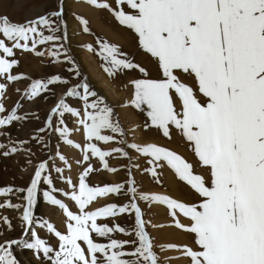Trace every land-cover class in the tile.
<instances>
[{
  "label": "snow or ice",
  "instance_id": "snow-or-ice-1",
  "mask_svg": "<svg viewBox=\"0 0 264 264\" xmlns=\"http://www.w3.org/2000/svg\"><path fill=\"white\" fill-rule=\"evenodd\" d=\"M85 2L110 11L120 25L138 35L139 46L158 61L162 79L131 81L134 98L130 104L137 110H146L150 120L146 127L162 130L169 139L170 125L181 130L193 145L201 165L210 169L211 181L208 186L201 175L194 174L193 166L177 153L155 144L130 145L137 152L151 157L148 163L153 167L146 171L157 181V169L163 166L161 162L166 163L179 180L203 198L199 204L189 205L167 195H139V200L150 205L157 203L166 206L175 220L174 226L195 234V243L200 250L177 245L163 247L182 251L183 256L190 258L191 264H264V0H115L118 10L111 8L107 0ZM123 6L133 11L126 12ZM63 15L61 2L59 10L25 23H12L7 17L0 18V33L13 42L7 46L5 40L0 39V51L5 54L0 56V76L13 82L26 78L10 74L19 63L15 58H6L14 57V49L43 57L45 51H37V47L50 43L52 47L48 54L54 61L59 62L61 54L67 56L64 44L60 43L62 38L67 37L57 34L62 33ZM77 19L83 31L89 33V22L82 17ZM45 31L49 34H45ZM97 44V55L111 79L134 69L144 76L148 75L117 45L99 38ZM86 47L94 50L90 44ZM68 62H72L70 57ZM70 71L80 75L78 68ZM177 71L195 77L199 93L207 98L206 103H201L194 89L180 81ZM56 83L66 84L68 81L59 75L48 78L46 82L34 80L27 91L28 99L39 97L42 92L49 91V85ZM78 89H83V93ZM5 90L6 85L0 83V96ZM173 93L182 103L181 111L176 109ZM66 95L83 101L84 113L79 123L89 141L83 159L88 161L90 155L98 157L106 170L117 171L109 167L106 159L112 156V151H104L93 142H112L114 135L106 132L124 135L113 107L86 80L68 89ZM4 112L5 107L0 103V113ZM66 113L81 117L79 110L61 99L47 118L48 128H53V116L63 118ZM23 119L25 117L18 115L14 108L9 115L0 117V127ZM59 123L63 125L64 120L61 119ZM55 131L59 132L66 144L73 145L67 127H57ZM25 143L19 142L20 147H10L3 155L23 150ZM73 146L80 147L79 144ZM4 147L0 144V148ZM113 151L128 155L122 148ZM59 159L65 160V157L59 155ZM48 169L47 161L36 165L34 177L26 189L0 188V196L5 197L14 191H26L23 197L26 205L12 204L11 201L0 204V207L13 209L23 207L20 219L25 233L35 223L33 209L38 186L42 180L48 186L53 185L50 175H42ZM92 171L89 165L79 178L78 188L71 180L67 181L72 185L70 198L78 205L79 214L70 211L52 194L56 189L43 193L44 198L62 209L68 219L67 234H61L46 221L40 225L58 237L59 250L39 238L35 231L31 232L33 242L25 240L23 247L42 254L50 264H158L153 240L146 230L147 221L136 203L135 181H128L130 186L127 193L133 197L132 202L124 206L109 204L95 211H86L98 197L121 194L125 188L123 184L89 186L86 178ZM55 172L62 173L63 170L57 167ZM132 212L135 214V239L132 241H120L110 235L114 232L132 234L125 228L97 223L101 217L115 218ZM178 213L190 219V226L176 219ZM3 220L11 229L8 218L4 217ZM93 233L97 237L108 238L109 242H96ZM80 242L87 246L86 250ZM20 244V240L0 244V264H19L12 249ZM128 245L135 247L127 251Z\"/></svg>",
  "mask_w": 264,
  "mask_h": 264
},
{
  "label": "rangeland",
  "instance_id": "rangeland-1",
  "mask_svg": "<svg viewBox=\"0 0 264 264\" xmlns=\"http://www.w3.org/2000/svg\"><path fill=\"white\" fill-rule=\"evenodd\" d=\"M11 1L12 6L10 5L7 11L2 12L3 10L0 8V18L7 17L12 23H25L52 11H57L59 10L62 2L64 15L61 19L64 23L61 25L62 33L57 34L67 37V39L62 38L60 41V43L64 44L67 56L61 54L59 62L54 61L53 57L48 54V51L52 47L50 43L37 47V51H45V55L43 57L36 56L33 52L14 49V57L6 58H15L19 63L18 66H14L10 74L23 75L26 78L13 82L8 81L3 76H0V83L6 85V90L3 96H0V103H3L5 112L0 113V117L9 115L14 108L16 109L18 115L25 117V119L13 122L11 125L0 127V144L5 145L4 148H0V188L11 187L14 190L19 188L26 189L31 184V178L28 174H30L33 170L35 171V166L44 161H47L49 169L48 172L42 175H50L53 179L52 186L44 184L43 180L38 186L37 202L33 209V218L35 223L31 226L30 232L35 231L39 238L44 239L55 250H59L60 241L58 237H56L54 233L49 232L47 227H40V225L46 221L51 223L61 234H67L68 219L62 209L58 206L51 205L44 198L43 193L44 191H51L52 188L56 189V191L52 194L60 199L70 211L75 214H79L78 205L70 198V194L73 191L72 185H69L67 181L71 180L73 185H76L78 188L80 176L89 167V165H91L93 171L86 178V183L89 184V186L104 187L123 184L125 188L121 194H110L105 197H98L88 206L86 211H95L99 208L106 207L109 204L124 206L125 204L132 202L133 197L131 194L127 193V189L130 186L128 181L133 179L135 181V187L137 188L136 203L143 212V219L147 221L146 230L149 233L150 238L153 240V250L158 255V264H191L190 258L183 256L182 251L168 250L163 246H187L193 250L199 251L200 248L195 243V234L175 227V220L170 216L169 210L166 206L157 203L150 205L143 200H139V195H167L170 198L189 205L199 204L203 198L200 197L199 194L185 182L182 181L179 186L180 183L175 180L177 179L178 181V178L174 170L166 163L161 162L163 166L157 169L159 177V180L157 181V179L153 178L150 172L146 171V169L153 167V165L148 163L151 157L144 156L142 153L131 148L130 145L137 144L145 146L147 144H155L177 153L185 159L186 162L193 166L194 174L201 175L208 186H210L211 181L210 169L201 165L198 157L193 151V145L191 142L186 140L182 132L175 130L174 126V128L171 125L169 126L170 139L163 135L162 130H159V135L154 133V135L148 136V134L143 130V124L136 118H132L130 102L131 95L133 96L134 87L131 84V81L145 78L141 75L142 77L140 78L135 76L128 80H124L119 77L121 76L122 78H125V75L118 74L115 79H111L105 73L102 67L103 61L99 59V56L97 55L99 48L97 47L96 38L93 37L95 34L93 33L92 19L87 12H84L85 10H88L93 14L95 11L99 13V11L103 10V12L106 13H99V16H105V19H107L108 22L111 21L110 18L112 17L111 13H109L110 11L91 6L85 2V0ZM16 4L17 6H15ZM77 17H82L89 22V33H85L83 31V27ZM103 24L105 27L109 28L106 23ZM96 32V34L105 38L104 34L102 35V33L98 31ZM45 34L49 33L45 31ZM90 34H92V36ZM82 37H85L86 39L90 38V41L80 42ZM92 38L95 39L93 40ZM0 39H4L7 46H11L13 43L8 41L2 33H0ZM105 41L112 43L108 38H106ZM89 44L93 46L94 50H89L86 47ZM3 55L5 54L0 51V56ZM68 57L71 58V63L68 62ZM82 57H86L84 60L86 59L87 61V69L89 68L88 70L91 71V75L86 67L82 65ZM94 59L96 62H93ZM94 64H97V69H95V71ZM73 68H78L80 73L79 76L75 74V71H70V69ZM92 69L94 71L93 73ZM56 75H59L62 79L67 80L68 83H56L49 85V91L42 92L39 97L34 99H28L27 91L34 80L39 79L46 82L48 78ZM85 80L90 84L93 90L97 91L98 95L104 97L106 102L113 107L114 115L118 118V121L123 129V136L110 132L105 133L114 135L115 139L110 143L105 144L103 142L93 141L97 143L102 150L112 151V156L107 157L106 159L110 168L117 169L115 172L106 170L98 157L90 155L88 161L83 159L86 146L89 143L84 133L83 126L79 123V120L83 117L84 113L83 101L78 97H68L66 93L68 89L81 84ZM100 80H104L108 84L99 83L98 87L97 83ZM180 81L183 82L182 80ZM189 86L194 89L200 102L206 103L207 98L203 97V95L199 93L198 82L195 80L193 75H189ZM78 91H80L81 94L83 93V89H78ZM105 93H108L109 96ZM61 99H64L69 106L79 110L81 112V117H74L67 113L63 118L59 115H55L53 116L52 121L53 128H48L47 118L51 114V110ZM173 100L177 111H181L182 103L175 93H173ZM125 103H128L129 106H122ZM61 119L64 120L63 125L59 123ZM149 121L150 120L147 118V122ZM57 127H67L70 131L69 138L73 141V145L79 144L80 147L76 148L73 145L66 144L59 132L55 131V128ZM41 128L45 129V131L40 132L39 129ZM137 131L139 134H137ZM180 138H183L184 142L180 140ZM21 141H26V143L23 144V150L8 156L3 155V152L8 151L10 147H20L19 142ZM174 141L176 144H174ZM168 145L170 147H168ZM171 146H174L175 149H172ZM116 148H122L128 155L124 156L121 153L113 151ZM58 154L63 155L65 160H60ZM29 160L31 163H29ZM65 161H67V163H65ZM57 167L61 168L63 172H55V168ZM162 172L165 173L161 174ZM161 175H165L164 178ZM169 178H171V180L173 179L177 184L173 181V185H171L168 182ZM144 180L147 182H144ZM173 188L176 189L174 190ZM183 188L185 189L184 191H182ZM65 193H68V195H65ZM26 194V191H14L7 197L0 196V204H5L7 201H11L12 204L26 205L27 202L23 198ZM22 213L23 207L20 209L0 207V244H4L9 240L21 241V239L27 237L25 234L29 232L25 233L20 219ZM4 217H7L11 222V229H9L7 224L4 222ZM176 219H178L179 222L185 226H190L191 224L190 219L184 217L182 214L178 213ZM97 223L107 224L110 227L119 225L120 227L125 228L127 232L132 233L130 235H126L114 232L110 234L112 238L120 241H132L135 239L133 231L135 226L134 212L131 214H121L115 218L101 217L97 219ZM93 238L99 243L109 242L108 238L97 237L94 233ZM174 238H181V241L175 240ZM27 242H33L31 234L29 236V241ZM80 243L86 250L87 246L83 242ZM134 247V245H128L126 246V250L132 251ZM12 250H15V246H13ZM23 251L24 257H18L15 252H13L19 264H27L29 260H32L33 263L31 264H50V261L46 260L42 254H36L34 250L24 248ZM25 258L29 259L26 260Z\"/></svg>",
  "mask_w": 264,
  "mask_h": 264
},
{
  "label": "bare ground",
  "instance_id": "bare-ground-1",
  "mask_svg": "<svg viewBox=\"0 0 264 264\" xmlns=\"http://www.w3.org/2000/svg\"><path fill=\"white\" fill-rule=\"evenodd\" d=\"M107 2L110 4L111 8L113 9H117V5L115 3V0H107ZM12 1L11 0H0V8L3 10L2 12H5L8 10L9 6L11 5ZM12 6V5H11ZM17 6V4L15 5ZM124 7V10L126 12H132L133 10H130L127 8V6H123ZM91 8V7H89ZM87 9V8H86ZM118 10V9H117ZM12 12V11H11ZM85 13L87 12L90 16V18L92 19V25H93V33L95 35H93V37L96 38V40L99 38L101 40H104L106 38L109 39V41H111L112 43L111 44H114V45H117L121 52L127 54L128 58L132 59V61L139 65L140 67H143L146 71H147V76H144L142 73L139 72L138 69H134V70H130V71H125L124 75H125V78H122L121 76L119 78L121 79H124V80H128L132 77H135L137 76V78H140V77H144L146 79H162L163 78V75H162V71L160 70L159 66H158V61L153 58L149 53H146L140 46H139V38H138V35L131 29H128L126 26H122L119 24V22L115 19L114 15L111 13L112 17L110 18L111 21H108L107 22V19H105V16H99V13H106V12H103L102 11H99L98 12H94L93 14L91 12H89L88 10H85L84 11ZM10 13V12H9ZM14 13V12H13ZM17 13V12H15ZM98 15V16H97ZM11 17V16H10ZM106 23L107 27H105V25L103 23ZM100 32L102 33V35L104 34L105 38L102 36H99L98 34H96L97 32ZM92 36V34H90ZM95 38H92L93 40ZM82 41H90V38H85V37H82L80 39V42ZM97 47L99 48V45L97 44ZM84 55V54H83ZM90 57V56H89ZM98 57V56H97ZM86 58V57H84ZM84 58L82 57L81 58V61H82V65H84L87 69V61L86 59L84 60ZM94 58V56H93ZM99 58V57H98ZM92 59V58H91ZM100 59V58H99ZM88 60V58H87ZM93 60V59H92ZM86 61V62H85ZM93 62H96L95 59ZM89 63H90V60H89ZM88 63V64H89ZM93 64V63H92ZM90 65V64H89ZM83 67V66H82ZM89 67V66H88ZM93 68V67H92ZM83 69V68H82ZM89 69V68H88ZM87 69V70H88ZM95 69H97V64H94V71ZM93 69H92V73L94 72ZM88 72L90 73L91 71L88 70ZM95 74V73H94ZM91 75V73H90ZM142 75V76H141ZM176 75L178 76V78L180 80H182L186 85L189 86V74H185L183 72H180V71H177L176 72ZM98 80V79H97ZM97 80H94V81H97ZM99 83H105V84H108L107 82H105L104 80H100L97 84H98V87H99ZM114 93V92H113ZM106 94V93H105ZM106 95L109 96V94L107 93ZM117 96V95H116ZM61 97V96H60ZM134 98V92H133V96L131 95V100ZM180 100V99H179ZM58 102V101H57ZM130 109L132 111V118L133 119H137L139 120L142 124H143V130L149 135H154L155 134H158L159 135V129L155 128V127H146V125H149L150 121L147 122V116H146V110L145 111H140V110H137L135 109L134 106H131L130 104ZM145 109H146V106H145ZM130 111V112H131ZM142 127V126H141ZM173 127V126H172ZM174 128V127H173ZM175 130H177L178 132H181L179 129L175 128ZM82 131V130H81ZM139 131V130H138ZM137 131V134H139V132ZM79 132V131H78ZM175 134V133H174ZM162 135V134H161ZM139 136V135H138ZM136 137V136H135ZM139 139V138H138ZM151 139V138H150ZM153 140V139H152ZM180 140L183 141V138H180ZM156 142V141H154ZM184 142V141H183ZM140 143V142H139ZM173 143V142H172ZM168 144V143H167ZM170 144V143H169ZM174 144L175 141H174ZM168 147H170L168 145ZM171 148L173 149L174 146H171ZM175 149V148H174ZM71 151V150H70ZM74 151V150H73ZM144 166V164H143ZM205 167V166H204ZM199 168V167H198ZM141 170V168H140ZM165 171V169H164ZM201 171V170H200ZM34 170L31 171L30 174V178L32 179L34 177ZM136 172V171H135ZM165 172H162L161 174H163ZM143 175V174H142ZM138 176V175H137ZM140 176V175H139ZM164 176L165 175H161ZM172 177V176H171ZM167 178V177H166ZM165 178V179H166ZM210 178V177H209ZM145 179V178H144ZM150 180V179H149ZM167 180V179H166ZM176 182L180 183L179 186L181 185L182 181L178 179H175ZM163 181V179H162ZM174 180L171 178H169L168 182L173 185V182ZM144 182H147L144 180ZM166 182V181H165ZM142 183V182H141ZM175 183V181H174ZM177 184V183H175ZM174 184V185H175ZM184 185V184H183ZM182 188V187H181ZM174 189V188H173ZM176 189V188H175ZM174 189V190H175ZM185 189L183 188L182 191H184ZM178 191V190H177ZM174 193V192H173ZM176 193V192H175ZM37 202V201H36ZM40 202V201H39ZM63 216V215H62ZM61 216V217H62ZM31 228L28 229L27 234H25L27 237L21 239V244L20 246H15V250L13 252H15V254L18 256V257H24V251H23V241H29V236L31 234ZM166 231V230H165ZM178 235V234H177ZM178 238V237H177ZM175 240H180L181 241V238L180 239H176L174 238ZM5 240V239H4ZM10 241V240H9ZM7 241V242H9ZM26 259V258H25ZM29 259V258H28ZM26 259V260H28ZM22 260V259H21ZM33 263L32 260H29V262H27V264H31Z\"/></svg>",
  "mask_w": 264,
  "mask_h": 264
}]
</instances>
